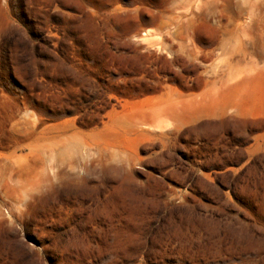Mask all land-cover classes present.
<instances>
[{
    "label": "rangeland",
    "instance_id": "374dc122",
    "mask_svg": "<svg viewBox=\"0 0 264 264\" xmlns=\"http://www.w3.org/2000/svg\"><path fill=\"white\" fill-rule=\"evenodd\" d=\"M0 264H264V0H0Z\"/></svg>",
    "mask_w": 264,
    "mask_h": 264
}]
</instances>
